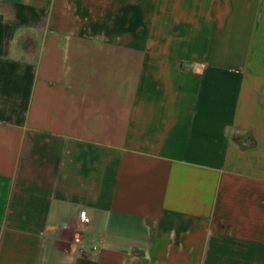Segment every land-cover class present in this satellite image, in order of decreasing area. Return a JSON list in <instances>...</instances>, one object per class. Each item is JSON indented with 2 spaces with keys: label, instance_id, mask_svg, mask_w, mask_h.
I'll return each instance as SVG.
<instances>
[{
  "label": "crops",
  "instance_id": "1",
  "mask_svg": "<svg viewBox=\"0 0 264 264\" xmlns=\"http://www.w3.org/2000/svg\"><path fill=\"white\" fill-rule=\"evenodd\" d=\"M0 264H264V0H0Z\"/></svg>",
  "mask_w": 264,
  "mask_h": 264
},
{
  "label": "built area",
  "instance_id": "2",
  "mask_svg": "<svg viewBox=\"0 0 264 264\" xmlns=\"http://www.w3.org/2000/svg\"><path fill=\"white\" fill-rule=\"evenodd\" d=\"M77 221L79 223L78 231H81V230L85 229L87 227V225H88V219H87L86 215L83 212H81L78 215ZM80 243H81V239H79L77 237L72 239V244L79 246ZM91 250H95V247L92 246Z\"/></svg>",
  "mask_w": 264,
  "mask_h": 264
}]
</instances>
